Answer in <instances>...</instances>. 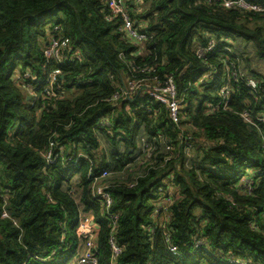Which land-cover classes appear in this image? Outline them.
Segmentation results:
<instances>
[{"label":"trees","instance_id":"trees-1","mask_svg":"<svg viewBox=\"0 0 264 264\" xmlns=\"http://www.w3.org/2000/svg\"><path fill=\"white\" fill-rule=\"evenodd\" d=\"M132 1L130 16L153 36L149 43L127 38L106 0H0V264H73L84 242L76 231L81 213L98 227V264H264V122L250 126L242 117L264 113L248 86L256 80L264 95V78L240 50L251 45L264 63V12L216 0H144L136 12ZM61 36L80 59L60 65L45 57ZM212 39L217 55L201 58ZM226 60H240L246 78L232 82L228 109L213 110L227 82ZM133 66L155 67L161 81L174 77L186 100L180 127L151 99L110 102L123 81L144 77ZM59 69L49 96V74ZM27 74L37 100L24 97ZM209 90V106L192 110ZM105 118L112 132L98 128ZM140 132L157 140L144 164L137 161ZM188 137L198 157L194 149L186 155ZM52 143L63 152L55 165L46 159ZM76 159V166L66 162ZM104 168L112 173L101 183L112 196L109 211L94 198L92 176ZM167 182L175 191L164 213L153 200L166 197Z\"/></svg>","mask_w":264,"mask_h":264},{"label":"built area","instance_id":"built-area-1","mask_svg":"<svg viewBox=\"0 0 264 264\" xmlns=\"http://www.w3.org/2000/svg\"><path fill=\"white\" fill-rule=\"evenodd\" d=\"M216 1H223V5L227 9H240L242 11L248 12V13H261L264 12V6L261 3V0H216ZM106 3L108 5V8L110 12L114 16L120 17L121 27L120 31L125 34L127 38H129L132 41H137L139 43H146L151 42L153 39L152 35H148L145 30L143 29H136V23L132 20L130 16L129 11V5L128 0H106ZM132 5L136 8V12H140L141 7L144 5V0H133ZM219 47L217 46V42L213 39L210 40V43L207 47L203 48L199 55L201 58L206 59L208 55H217ZM226 52L232 53V50L229 49V47L225 48ZM68 54V55H67ZM45 57L49 60H53L57 64L62 65L64 61H73L75 59H80L79 55L74 53L73 49L71 47V41L69 38L65 36H61L58 38H53L50 43H48L47 49L45 50ZM223 58V57H222ZM241 61L230 62L226 60V78L227 81L222 90H221V102L213 107V110H220L228 109L230 105V99H231V93H232V82L235 80L236 83L239 82V80H245L244 72L241 71ZM132 70L135 74H140L144 77L138 78L133 77L130 80H127L126 82L123 81L122 86L118 88L117 92L115 93V96L111 99V103L113 105L118 106L123 102H127L129 100H132L134 98L140 97L141 99H151L154 103L159 104L163 106L166 111L168 112L169 119L177 126H181L184 122V109H185V96H181L178 86L175 82V79L173 76H166L163 81L159 79L157 76H152L156 73L155 67H149V66H133ZM218 69L214 68V75L218 74ZM61 75V71L54 70L49 74V78L47 80V87L45 88V92L47 91V95L55 96L52 92L55 84H57L58 78ZM213 73L209 72L208 74L205 73L199 78V83H202L205 81V79L209 76H212ZM31 78L29 74L24 75V79L22 80L21 84L24 85L23 88H27L28 85L26 83V80ZM248 86L254 90L255 92L258 91V98H256V102L263 103L264 104V95H262L260 91V85L258 82L254 79L248 80ZM141 102V101H140ZM139 103V102H138ZM143 103L140 105V109H142ZM205 106H209L205 105ZM130 110V108L128 107ZM264 110V108H263ZM150 113L153 112V110H149ZM245 122L250 126H256V122L263 123L264 122V113H259L257 115H254L250 112H245L242 115ZM114 122L110 118L102 119L101 122L98 125V128L100 130L107 129L108 131L112 132L114 129ZM163 137H160V140H162ZM138 142L140 143V147L143 150V153L140 154L137 161L142 162L145 160H149L151 158L152 152H153V145L157 143V140L154 139L153 141H150L146 137H142V135L138 138ZM185 142L187 143V156L190 158L192 156L193 151V145L190 137L185 139ZM55 144H51V149L47 154V163L50 165H55L57 163V160L59 157L63 156V152L57 154L58 152L54 151ZM172 150L171 147H167V151ZM85 155H79V158H83ZM66 162H69V165L76 166L79 162V159L74 160H67ZM144 164V162H142ZM111 171L109 169H102L99 173L96 174V176H92V179L94 181V198L96 200L102 201L105 208L109 211V209L112 206V196L110 193L106 190L105 187H102V181L105 179H108L111 175ZM164 192L163 189H159V193ZM169 202V199L167 203ZM166 203V204H167ZM170 203V202H169ZM168 205H163L159 208L160 211H163L164 213H168V209L170 208ZM166 206V207H165ZM9 215L7 213H4L3 218H8ZM98 229L95 219L92 215H84L83 213L79 216V224L77 227V233L80 237L83 238V243L86 245H89L90 250L83 256H78L77 264H98V260L96 258V233L95 230ZM63 242H65V239H63ZM111 248L113 250V253L115 256H118L121 253V249L116 245L114 240H111ZM173 253H177L176 248L172 249ZM58 252L55 251L53 255H56Z\"/></svg>","mask_w":264,"mask_h":264},{"label":"rangeland","instance_id":"rangeland-1","mask_svg":"<svg viewBox=\"0 0 264 264\" xmlns=\"http://www.w3.org/2000/svg\"><path fill=\"white\" fill-rule=\"evenodd\" d=\"M240 50L245 53L244 56H245V59H246V62H247L246 63L247 64V68L250 69L251 71L253 69H255V72H257L258 75L261 78H264V63L256 58L255 52H254V49L252 48V46L251 45H247V44L244 43V44H242ZM196 85H198V84H196ZM23 91H24V97L27 100H30L32 97H34L37 100L39 97H41V93L36 92L34 90V87H32V85H28L27 88H25V90H23ZM207 95H209V97H207ZM210 96H211V91L210 90L208 92H206V93L200 92L199 95L197 96V98H194V101H193V104H192V110H195L197 107L202 105V103L204 101H205L204 105H208V103L210 102ZM187 129H189V131L194 132V130H193V128L191 126L188 127ZM141 132H140L139 136L142 135ZM192 145H193V149L195 151V156H192V157H198L199 156L198 154H199L200 150H198V147H197V145L195 143H192ZM119 147L122 148V147H125V146L122 145V146H119ZM107 149H110L112 152H115V147L111 146L110 144H107ZM108 154H109V152H108ZM111 182H112V178H111ZM245 182H246V180H245ZM167 183L169 184L170 188H169V190L165 191V195H166L165 198L169 199V197L173 196L175 188L173 187V185L170 182H167ZM155 193H154V197H155ZM165 198H163V199L158 201V202L161 201L160 202V204H161L160 207H162L164 203H167V200ZM152 199H150V202H152ZM153 202H155V200H153ZM89 250H90L89 245H86L85 243H82L80 245V247L78 248V254H77L76 259H74V261H72L73 264H75V262L77 261L78 256L85 255Z\"/></svg>","mask_w":264,"mask_h":264},{"label":"crops","instance_id":"crops-1","mask_svg":"<svg viewBox=\"0 0 264 264\" xmlns=\"http://www.w3.org/2000/svg\"><path fill=\"white\" fill-rule=\"evenodd\" d=\"M194 155H195V154H194ZM160 200H161V199H160ZM158 201H159V200H158ZM158 201H155V203L160 204L161 201H160V202H158ZM165 204H166V203H164L163 205H165ZM160 205H161V204H160Z\"/></svg>","mask_w":264,"mask_h":264}]
</instances>
